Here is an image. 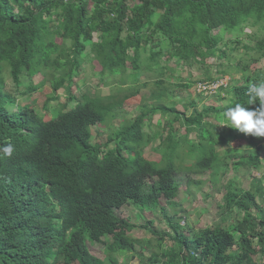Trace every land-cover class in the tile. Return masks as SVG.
I'll list each match as a JSON object with an SVG mask.
<instances>
[{
  "label": "trees",
  "instance_id": "obj_1",
  "mask_svg": "<svg viewBox=\"0 0 264 264\" xmlns=\"http://www.w3.org/2000/svg\"><path fill=\"white\" fill-rule=\"evenodd\" d=\"M249 19L264 20V0H0V145L11 142L15 148L11 157L0 159V264H127L116 254L137 248L142 250L136 254L140 264H257L255 256L264 254V206L257 202L264 190L259 178L249 189L242 188L236 176L226 181L220 214L241 213L228 226L219 223L195 233L173 215L167 217L170 234L156 229L153 221L137 225L116 211L128 204L141 212L160 205L165 211L164 204L177 206L174 198L181 183L174 158L181 149L192 160L190 168L211 171L214 182L231 165L235 170L257 168L264 137L232 128L224 113L236 103L259 107V101L246 104V93L249 82L264 80V72H249L247 64H236L243 82L220 89L231 95L228 104L202 110L193 105L187 115L175 105L142 103L136 119L125 120L106 139L91 143L92 127L113 118L116 106L138 95L142 66L156 73L159 79L153 85L161 86L166 67L162 57L196 61L217 54L228 57L221 46L223 29L242 30L240 25ZM56 36L70 45L56 43ZM146 43H151V51L143 60ZM247 48L264 56V36ZM85 60L95 75L110 77L118 90L128 87L132 93L122 99L83 94L78 101L72 85L82 88L75 75ZM5 68L18 86L24 73L42 75L30 90L50 79L46 103L58 100L59 90L65 88L74 107L57 109L49 119L28 102L9 110L14 98L4 92ZM131 68L133 73L128 72ZM220 73L224 77L227 71ZM104 83L99 80V86ZM155 113L170 118L154 136L147 135L143 129ZM210 115L219 124H206ZM176 122L181 123L178 128ZM164 127L168 136L160 144L163 157L152 161L145 156V147L162 135ZM237 141L258 146L245 153H236L237 147L229 158L216 148ZM234 158L237 161L230 163ZM137 227L150 230L153 237L132 239L128 232ZM166 238L171 246L164 244ZM254 241L259 249L253 247ZM95 243L105 245L106 259L90 252L89 244Z\"/></svg>",
  "mask_w": 264,
  "mask_h": 264
},
{
  "label": "rangeland",
  "instance_id": "obj_2",
  "mask_svg": "<svg viewBox=\"0 0 264 264\" xmlns=\"http://www.w3.org/2000/svg\"><path fill=\"white\" fill-rule=\"evenodd\" d=\"M240 29L242 30H233V28L223 29L222 36L224 38L221 40V46L227 48L228 57L217 54L208 56L203 61L186 60L182 57L174 58L172 56L169 60H166L168 58L162 57L160 61L166 67L160 77L164 81V84L161 86L153 85L159 79L154 76L156 73L148 71L142 66L143 70L141 72L143 75L136 85V88L139 89L138 95L127 99L123 105L116 106L114 108L116 115L113 118L107 117L103 124H97L92 127L91 143H96L98 139H106L111 131L119 125L124 124L125 120L136 119L141 111L140 104L142 103H146L150 107L157 106L158 104L175 105L179 110L185 111L187 115H190L195 107L198 110H202L209 106H224L228 104L231 95L228 94V91H220V89L222 84L225 83L229 85L227 88L229 89L231 85L243 82L239 66L242 67L244 64H247L249 72H255V70L257 73L264 72V56H262V51L256 52L254 48H247V46H253L254 42L264 36V20L255 21V19H249V21L247 20L244 24L240 25ZM97 36L95 34L94 40H97ZM62 41H65L67 46L70 45V41L63 40L60 36L55 37L56 43H62ZM150 46L151 43H146L145 48L141 50V58L143 60L150 53ZM254 58L260 59L254 61ZM4 70V92L11 94L14 98V101L8 105L9 110L15 111L17 105L21 102H28L32 103V106L39 115H44L46 119H49L57 109L67 111L74 107L75 101L69 98L70 94L65 88L59 90L58 100L46 103V99L52 90L50 79L46 78L47 82L43 86L30 90L31 85H38L43 78L42 75L31 77L29 73H24L21 76L20 84L22 85L18 86L14 83L10 70L8 68ZM221 70L227 71L224 77H221ZM134 71L133 68L128 70L129 73H133ZM161 72L159 70L158 73ZM78 73V75H75V80L82 88L77 90L72 85L73 94L77 96L78 101L83 99L81 96L83 94L93 97L114 94L117 98L122 99L126 94L132 93L131 90L127 91L128 87L118 90L117 84L110 83V77L104 79L107 83L105 84L100 73L94 74L93 67L88 60L84 61ZM51 78L52 82H54L55 79L52 74ZM99 80L104 83L102 86H99ZM145 82H148L147 85H142ZM188 82H193L194 84L191 88H183L182 84ZM155 88L156 92L152 94ZM201 92L204 93L200 94ZM169 118L170 115L163 116L162 118L160 113H155L147 119L143 130L147 135L154 136L155 132L159 131L157 129L166 124ZM159 119L163 124H158ZM205 122L206 124H219L215 115L207 117ZM179 124L181 123L176 122L174 124L175 128H178ZM167 132L168 127L165 128L160 137H155L146 145L145 156L147 158L152 161H160L162 159L163 151L160 144L162 137L167 138ZM173 134L177 135L175 132ZM191 137L195 139V135H191ZM246 144L244 141H237L225 145H216V148L223 158H229L234 156L233 149L237 147L239 149L235 151L236 153H245L258 146L257 142L251 145ZM174 161L175 165L179 168L178 180L181 183L174 198L177 206L164 204L165 211H163L164 209L160 205L154 210L141 212L134 204H128L117 210V214L120 217L130 218L137 225L144 224L148 220L153 221V226L156 229L169 232L170 234H172V230L168 225L169 220L167 217L175 215L176 220L182 226L188 227L191 231L197 233L200 228L212 227L219 223H222L223 226H228L233 221L241 218V213L237 212L227 211L224 216L220 214L223 210L219 206L223 203L224 185L229 178L236 176L238 184L244 189L251 188L253 186V179L259 178L262 181V188L264 190V152H262L261 163L257 168H240L239 170H235L231 165V168L225 175L220 174L217 182L212 180L211 171L200 173L190 168L193 164L192 160L186 155V152L182 153V149L178 150V157H175ZM236 161L237 158H234L230 163ZM223 168L222 166L220 172H222ZM257 202L264 206V191L257 198ZM223 218L225 219L224 221L222 220ZM128 235L132 239L153 237L150 230L142 227L135 228L133 231L128 232ZM164 244L171 246L173 242L169 238H166ZM135 246L139 247V244L136 243ZM253 247L259 249L260 244L254 241ZM89 249L96 257L107 258L106 247L102 243L89 244ZM138 251L141 252L142 250ZM127 254L130 253L116 254V256L119 260H123ZM262 257L263 255L261 254L256 255L255 261L258 262ZM130 262V264H139L138 257L130 258ZM73 264L78 263L75 262Z\"/></svg>",
  "mask_w": 264,
  "mask_h": 264
},
{
  "label": "clouds",
  "instance_id": "obj_3",
  "mask_svg": "<svg viewBox=\"0 0 264 264\" xmlns=\"http://www.w3.org/2000/svg\"><path fill=\"white\" fill-rule=\"evenodd\" d=\"M222 86H227V84L226 83L222 84ZM246 95L248 96L246 104L253 105L257 101H259V107H256L255 109H251V108H246L244 104L236 103L234 107H229L225 111L224 117L227 121L230 122L231 127L237 129L239 132L244 133L246 135L250 134L255 137H264V80L249 82L247 86ZM14 151L15 148L11 142H7L3 145H0V159H2L3 157H11ZM258 197L259 195L257 196V198ZM137 253L140 252L137 250L136 252L127 254L126 258L119 261L120 262L126 261L127 264H130L131 263L130 258L138 257L136 256ZM260 254L263 255V257L261 258V260L257 262V264H264V254L262 253ZM140 258L141 257H138L139 264H140Z\"/></svg>",
  "mask_w": 264,
  "mask_h": 264
}]
</instances>
